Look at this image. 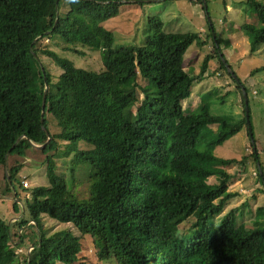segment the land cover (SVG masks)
Wrapping results in <instances>:
<instances>
[{
	"label": "trees",
	"instance_id": "1",
	"mask_svg": "<svg viewBox=\"0 0 264 264\" xmlns=\"http://www.w3.org/2000/svg\"><path fill=\"white\" fill-rule=\"evenodd\" d=\"M125 1L0 0V167L10 156L22 157L24 149L43 146L49 184L29 192L36 218L30 221L38 235L23 264H76L85 235L92 239L100 262L264 264V227L237 224L238 208L228 211L217 226L211 224L232 198L227 193L232 176L225 168L241 162L220 159L214 149L247 129L246 116L233 121L212 115L204 97L208 94L201 97L196 112L184 114L181 101L203 78L211 58L203 60L196 77L183 70L186 50L204 44L197 33H163L161 21L151 17L144 45L114 49L112 33L100 24L116 17ZM245 7L257 21L240 26L252 53L264 45V4L245 0ZM210 32L215 34L213 27ZM212 34L215 56L223 59ZM51 37L99 51L103 71L78 69L44 50L41 53L61 70L52 82L38 63L36 48ZM139 77L153 84L152 98ZM137 88L148 104L146 121L132 113ZM46 113L57 120L58 134H48ZM211 125H216L215 135ZM58 141L66 143L64 154L80 142L87 147L75 155L76 164L89 166L85 200L68 191L66 180L56 172L54 154L46 156ZM19 167L8 169L9 184ZM210 177L215 184L207 182ZM40 215L71 224L79 235L65 230L46 236L37 223ZM189 219L194 220L189 230L177 237L178 227ZM28 222L21 218L18 228ZM13 223L0 220V264H14Z\"/></svg>",
	"mask_w": 264,
	"mask_h": 264
},
{
	"label": "rangeland",
	"instance_id": "2",
	"mask_svg": "<svg viewBox=\"0 0 264 264\" xmlns=\"http://www.w3.org/2000/svg\"><path fill=\"white\" fill-rule=\"evenodd\" d=\"M264 4V0H261ZM202 2V3H201ZM126 0L119 8L116 17L100 24L103 30L109 31L114 37V49L127 46H142L144 38L149 34V18L156 17L162 23L163 33L185 34L197 33L203 45H191L183 58L182 68L190 76H198L203 60L210 56L203 78L193 83L190 95L181 101L184 114L198 110L201 97L211 104L210 113L214 116L242 119L244 115L242 88L247 92L249 108V129H252V140L243 128L222 145L214 149V155L220 159H235L241 162L225 168L232 176L227 193L232 198L227 201L221 214L212 221L217 226L219 220L231 209L238 208L235 217L237 224L243 223L251 228L258 224L264 227V45L254 52L249 51L247 37L240 29L243 24H256V18L246 10L245 0ZM66 9H62L65 12ZM213 27L214 33L210 32ZM210 34L215 35L221 56H215ZM40 66L50 76L52 82L57 81L61 70L46 58L41 52L49 50L59 57L70 61L74 67L91 72L103 71L100 52L80 45H66L58 37L42 40L36 44ZM75 50V52L71 51ZM229 67L231 73L221 67ZM225 60V63H224ZM255 70H258L255 72ZM139 84L150 87V97L154 95L152 83L138 79ZM203 97V99H204ZM132 113L140 120H148L147 102L137 88V102L132 107ZM46 129L48 134L60 132L57 120L52 114L46 113ZM212 135L216 125L210 126ZM66 143L58 141L56 149L47 155L54 154L57 174L64 177L68 191L80 200H85L89 194V166L75 163L78 150L87 149L83 142L77 148L64 154ZM198 148L203 149L199 141ZM255 154V155H254ZM45 155L40 149L29 147L23 150V156L13 155L7 158L4 166L0 167V220L9 224L14 222V237L11 249L15 253L14 264H23L25 256L37 242L38 229L33 221L36 220L31 208L29 192L34 187L49 186L45 175ZM19 164L12 183L9 184L7 175L11 166ZM261 167V168H260ZM263 176L258 177V174ZM262 180V181H261ZM207 182L215 184L216 179L210 177ZM13 205L15 209L13 210ZM29 221L27 226L18 228L20 220ZM194 222L189 219L177 229V237L182 236ZM40 231L46 236L56 232L70 231L73 235L79 233L71 224H60L45 215L37 218ZM21 236V240H20ZM76 264H116L112 259L98 261L96 249L90 236L85 235L81 240V251Z\"/></svg>",
	"mask_w": 264,
	"mask_h": 264
},
{
	"label": "water",
	"instance_id": "3",
	"mask_svg": "<svg viewBox=\"0 0 264 264\" xmlns=\"http://www.w3.org/2000/svg\"><path fill=\"white\" fill-rule=\"evenodd\" d=\"M204 1V0H203ZM220 59H222L220 57ZM228 72L231 73L230 69H228ZM231 75L234 77V75L231 73ZM242 90V96H243V103H244V112H245V116H246V123L248 125V130H249V136H250V139L252 140V135H251V132H250V129H249V124H248V104H247V97H246V94L244 92L243 89ZM46 92H47V88H46V84H45V88L43 90V95H42V102H41V106H42V113L41 115L43 114V107H44V101H45V96H46ZM42 120V119H41ZM34 146V145H33ZM35 148H38V149H41L43 146H34Z\"/></svg>",
	"mask_w": 264,
	"mask_h": 264
}]
</instances>
